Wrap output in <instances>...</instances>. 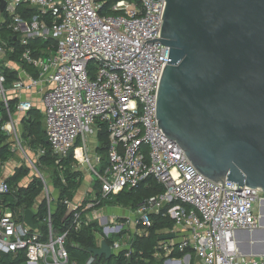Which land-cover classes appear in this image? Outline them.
Segmentation results:
<instances>
[{"label": "built area", "instance_id": "built-area-1", "mask_svg": "<svg viewBox=\"0 0 264 264\" xmlns=\"http://www.w3.org/2000/svg\"><path fill=\"white\" fill-rule=\"evenodd\" d=\"M22 2L37 11L29 20L17 13ZM164 4V0H120L112 6L118 14L100 15L95 0H6L7 28L23 46L19 59L36 74L13 61L2 62L17 72L7 89L0 64V102L8 114L0 133L12 138L13 152L23 146L8 100L11 95L17 97L15 108L24 114L34 105L21 95L36 90L52 153L60 161L73 149L77 162L89 164L99 182L100 198L136 186L147 177L163 187L128 216L107 215L104 207L97 206L95 193L86 202L63 201L74 206L68 217L70 229L79 230L92 220L98 221L102 234L97 235L95 247L112 238L108 244L111 255L123 249L128 255L132 236L152 224L151 214H160L173 220L166 234H174L157 241L155 257L162 258L161 264H264V254H244L236 240L238 231L263 227L264 192L247 186L238 189L232 181H224L222 186L202 175L181 147L158 128L155 100L168 47L158 40L145 41L159 38ZM48 14L52 15L51 25L45 22ZM33 38H53L56 49L47 46V55H37L29 45ZM7 52L13 53L14 47L0 40V56ZM98 123H104L108 133V165L102 171L99 155L89 163L85 154L86 134L97 131ZM78 138H82V145L77 150L73 146ZM43 153L34 152L35 159L23 155L26 167L42 183L47 206L42 220L36 217L37 206L30 208L34 228L26 222V208L13 205L17 200L14 189L5 179L0 180V264H68V230L55 233L52 227L55 198L51 177L42 172L38 161ZM41 222L46 233L40 230ZM178 230L184 233L179 239ZM186 249L189 251L183 256L173 255ZM96 257L89 250L85 264H92Z\"/></svg>", "mask_w": 264, "mask_h": 264}, {"label": "water", "instance_id": "water-1", "mask_svg": "<svg viewBox=\"0 0 264 264\" xmlns=\"http://www.w3.org/2000/svg\"><path fill=\"white\" fill-rule=\"evenodd\" d=\"M164 2L159 38L145 41L168 47L155 100L158 128L202 175L264 192V0ZM5 4L0 0V10ZM73 209L67 205L63 220ZM33 216L25 210L32 228ZM236 240L242 253L264 254V225L238 231ZM89 250L111 256L105 240Z\"/></svg>", "mask_w": 264, "mask_h": 264}, {"label": "trees", "instance_id": "trees-1", "mask_svg": "<svg viewBox=\"0 0 264 264\" xmlns=\"http://www.w3.org/2000/svg\"><path fill=\"white\" fill-rule=\"evenodd\" d=\"M99 5L98 10L100 15L106 14H118V11H114L112 6L120 0H95ZM133 2V0H126ZM36 9L25 2H22L17 7V13L25 19L29 20L32 15L36 13ZM0 19L5 20L0 22V40H5L9 46L14 47V52H7L4 56H0V64L6 60L13 61L20 66L24 67L28 71H31L33 75L36 74L31 66L26 65L19 59L20 52L23 46L19 40L15 38V33L7 28L9 17L5 10H0ZM57 20H59L57 18ZM52 15L45 16V22L47 25H51ZM29 45L35 49L37 55H47V46H50L52 51L56 49L57 40L48 38L42 40L39 38H33L30 40ZM1 69L5 75V86H10L12 81L17 78V72L4 67L1 64ZM15 99L8 100V106L11 113L15 108ZM21 120V139L25 142L29 148L34 152L43 150L44 153L39 155L38 161L41 167L48 171L52 186L57 190L55 199L53 200L54 212L52 214V227L55 233H63L68 230L65 246L69 252L68 264H85L89 255V249L95 247L97 244V235L102 234V226L98 221L92 220L87 225L82 226L79 230L70 229V218L63 220V216L67 210L64 200H73L75 192L77 191L81 182V173L74 169V165L77 164V160L73 156V149L69 153L60 158L53 154L45 134V128L40 114L36 109H30L24 113ZM8 119L7 110L2 102H0V126ZM97 147L96 152L100 157L98 168L102 171L107 167V146H108V133L106 125L104 123H98V129L96 131ZM78 138L74 144H79ZM12 143L10 137L7 134L0 133V172L1 168L6 161H8L12 155ZM28 174L27 167L15 168L12 175H10L6 181L14 189V195L17 197L14 206H21L26 209L37 206L38 211L36 217L39 220L45 216L47 211L46 201L44 198L37 204L36 199L42 195V183L36 177L30 178L26 184H20V181ZM95 188V195L99 199L97 206L109 207V206H124L131 207L132 209L145 198L155 195L163 191V187L157 183L152 177H147L136 186L125 187L117 194L100 198L99 194V182L95 181L93 184ZM89 199H86L88 201ZM11 204V203H10ZM69 217V216H68ZM152 224L143 229L141 234L133 235L131 238L130 252L127 255L128 250L123 249L117 254L111 255L109 258H105L104 255L97 256L92 264H161L162 258L155 257V246L157 245L158 236L161 230H169L173 227V220L168 217H162L160 214H151ZM35 221H37L35 219ZM40 230L43 233L47 232L46 225L41 222L39 224ZM107 244H111L112 238H106ZM189 251L188 249L180 252H174L173 255L183 256Z\"/></svg>", "mask_w": 264, "mask_h": 264}, {"label": "crops", "instance_id": "crops-1", "mask_svg": "<svg viewBox=\"0 0 264 264\" xmlns=\"http://www.w3.org/2000/svg\"><path fill=\"white\" fill-rule=\"evenodd\" d=\"M12 64H14V63L12 62ZM7 89H10V86H7ZM8 92L10 93V90H8ZM21 97L22 98H29V99L32 100L33 105H34L33 109H36L37 110V112L41 116V120L43 121L42 107L39 104L40 103V94H39V92L35 90V91L30 92V93H23L21 95ZM10 99H15L16 100L15 101V105L17 104V100H18L17 97H14V96L11 95ZM12 114H13V117L19 123V126H18L19 128L18 129H19V132L21 133V129H22L21 128V120H22L23 115H25V114L19 113L17 110H15ZM92 135H93V137H92ZM90 137L93 138V139L89 140ZM86 138H87L88 142L86 140V152H85V154H86V156L88 158L89 163H93L95 156L98 155L97 152H96V147H97V144H98V142H97V136H96V130L95 131H93V130L89 131L86 134ZM79 139H80L79 144L75 145V148L76 149L79 148L82 145V138H79ZM10 141L12 142L11 139H10ZM21 141L23 143V146L27 150L33 151L31 148H29V146H27L25 144V142L23 141V139H21ZM13 146H14V142L12 143V147ZM13 154H17L16 151ZM3 166H2L1 172H0V180H2V179H5L6 180L10 175H12V173L15 170V168L18 166L17 165V160H16V163H14V164L12 163L11 172L8 173V174H5L3 172ZM88 166H89V164L83 163V162H80V161H78L77 164L74 165V169L78 170L81 173V182H80V185H79V187H78L77 190H79L80 188H82L83 193H81L80 196L76 197L77 196L76 195L77 192H75L73 201H79V200L80 201H85L86 199H90L92 197L93 192H91V191H92V186H93L95 180L93 178V175L89 171ZM22 181L23 180L20 181V184H26L28 182V181H26L25 183H22ZM131 210H132L131 207H124V206H120V207L119 206H109V207H106L105 208L106 214L109 215V216L110 215H114V214L115 215H119V216H128L130 214V211ZM132 229H134V225H133V223H130L129 230H132ZM167 231L168 230H165V229L164 230H161L160 231V235L158 236V239H159V237L161 235H165ZM177 233H178L177 239H179L184 234L183 231H180V230H178ZM170 234H173V233H170ZM242 241L245 243V239H243Z\"/></svg>", "mask_w": 264, "mask_h": 264}, {"label": "rangeland", "instance_id": "rangeland-1", "mask_svg": "<svg viewBox=\"0 0 264 264\" xmlns=\"http://www.w3.org/2000/svg\"><path fill=\"white\" fill-rule=\"evenodd\" d=\"M40 104V103H39ZM20 133V132H19ZM92 137H93V135H92ZM10 139H12V138H10ZM91 139H93V138H89V140H91ZM86 140H87V138H86ZM87 142H88V140H87ZM23 144V143H22ZM16 153L17 154H13L12 155V157L8 160V161H6L5 163H4V166H3V172L5 173V174H8V173H10L11 172V169H12V163L14 164V163H16V160H17V167H21V166H25L26 167V165H25V163H27L26 162V160H25V157L23 156V155H25V156H27L28 158H30V159H35L36 157H35V155H34V152L33 151H29V150H27L24 146H21V148H19V149H17L16 150ZM16 167V168H17ZM42 172H44V174L45 173H47V174H49L48 173V171H46V169L44 170L43 168H42ZM33 172L31 171V170H29L28 169V174H27V176L26 177H24L22 180V183H25L26 181H28L30 178H32L33 177ZM46 175V174H45ZM95 190V188L92 186V191L91 192H93V194H94V191ZM52 192H53V194H54V198L56 197V194H57V190L53 187L52 188ZM77 193H76V197H78V196H80L81 195V193H83V190H82V188H80L79 190H77L76 191ZM43 198V195H40L37 199H36V203L35 204H37V203H39L40 201H41V199ZM263 206H264V203L262 204ZM105 213H106V211H105ZM264 214V213H263ZM264 220V219H263ZM105 225V224H104Z\"/></svg>", "mask_w": 264, "mask_h": 264}, {"label": "flooded vegetation", "instance_id": "flooded-vegetation-1", "mask_svg": "<svg viewBox=\"0 0 264 264\" xmlns=\"http://www.w3.org/2000/svg\"><path fill=\"white\" fill-rule=\"evenodd\" d=\"M260 225L261 226H263L264 225V220H263V218L262 217H260ZM262 227H260V228H258V229H256V230H259V229H261Z\"/></svg>", "mask_w": 264, "mask_h": 264}]
</instances>
